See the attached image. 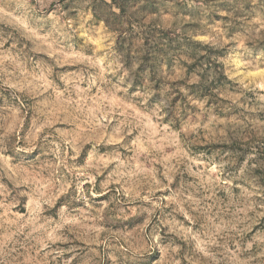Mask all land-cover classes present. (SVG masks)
<instances>
[{
    "label": "rangeland",
    "instance_id": "obj_1",
    "mask_svg": "<svg viewBox=\"0 0 264 264\" xmlns=\"http://www.w3.org/2000/svg\"><path fill=\"white\" fill-rule=\"evenodd\" d=\"M0 264H264V0H0Z\"/></svg>",
    "mask_w": 264,
    "mask_h": 264
}]
</instances>
